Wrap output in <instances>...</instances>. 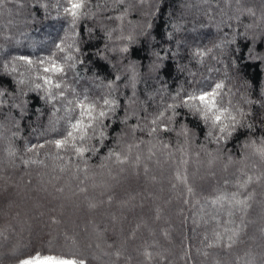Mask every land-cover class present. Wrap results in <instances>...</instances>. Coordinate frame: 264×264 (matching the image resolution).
<instances>
[{
  "label": "trees",
  "instance_id": "16d2710c",
  "mask_svg": "<svg viewBox=\"0 0 264 264\" xmlns=\"http://www.w3.org/2000/svg\"><path fill=\"white\" fill-rule=\"evenodd\" d=\"M105 3L83 0L84 6L73 18L64 11L69 7L67 0H0V54L4 56L0 59V104L15 105L24 99L28 111L18 118V134L9 137L12 158L51 162L48 158L54 156L59 164L99 166L107 153L119 163L126 157L124 150L137 153L144 146L159 148L157 158L172 160L163 162L173 171L171 180L161 172V161H144L140 167L130 164L131 168L142 167L141 173L150 176L156 187L146 189L147 194L158 195V201L151 198L158 208L157 218L162 219L156 220L155 230L161 229L166 241L170 239V245H162L157 235H134L126 230V242L142 245L139 249L146 261L142 264H168L170 260L173 264H264V243L249 237L251 228L264 226V187L260 185L264 180V152L260 151L264 148V0H114L112 10H105ZM109 48L116 50L115 55ZM73 61L81 72L78 80ZM53 63L64 71L44 72ZM11 76L26 79V93L13 84ZM45 78L60 88L45 84ZM101 83L109 90L99 97ZM217 83L223 84L217 106L227 109L222 123L228 131L224 133L211 113L205 115L199 101L190 102L191 106L184 103L189 96L211 92ZM74 84L87 88L73 91ZM158 86L160 90H154ZM104 99L115 102L111 111L105 110ZM129 99L137 103L133 116L126 108ZM80 101L94 104L92 115L97 118L83 139L74 133L75 141L58 148L55 141L64 140L71 125L81 119ZM53 104L58 105L53 111L54 124L43 130L38 126L39 132L29 131L37 124L36 117L38 124L45 120ZM100 111L107 114L99 117ZM229 113L238 123L227 119ZM83 123H89L87 117ZM128 124L135 129L132 139L120 136L127 133ZM178 132L193 133L196 138L189 143ZM249 149L259 157L248 155ZM208 154L235 162L246 156L251 161L246 165L253 169L236 165L238 170L229 168L214 180H204V166L198 161L205 165L211 158ZM0 185L1 199L9 191L1 178ZM63 201L68 199L56 201L57 207L65 209ZM149 206L143 208L153 215ZM115 237L106 234L105 242L114 244ZM115 248L109 255L95 257L86 250L26 243L0 252V264H21L37 256L70 259L75 264H128L127 257ZM171 248L176 253L166 263L152 259L154 251Z\"/></svg>",
  "mask_w": 264,
  "mask_h": 264
},
{
  "label": "rangeland",
  "instance_id": "374dc122",
  "mask_svg": "<svg viewBox=\"0 0 264 264\" xmlns=\"http://www.w3.org/2000/svg\"><path fill=\"white\" fill-rule=\"evenodd\" d=\"M103 1L104 3L106 2L105 10H112L114 8V0ZM97 11H100V9ZM103 23L101 21L102 27L104 26ZM109 52L115 55L116 50L109 48ZM1 55L0 59L4 57ZM75 63L76 61L71 62V66L78 80L81 78V72L76 71ZM3 70L6 71L5 68ZM1 72L3 73V71ZM90 75L93 78L97 77L93 74ZM11 80L22 92H27L28 85L23 84L26 81L24 77L11 76ZM76 82L78 84L80 83L79 81ZM86 85L78 86L74 84L71 88L73 91H81L86 90ZM99 86V97H102V94L108 91L109 88L103 87L102 83ZM157 89L160 90V87H155L154 90ZM19 102L15 105L7 101L0 104V171L4 173V176L0 173V178L3 180L4 185L7 184L9 191L0 199V252L13 251L26 243H45L64 248L86 250L91 255L99 257L100 253H104L105 255L111 254V250L116 247L115 249L119 250L122 256L127 257L128 264H142L146 262L142 257L141 249H139L142 245L126 242L125 240L129 239L125 238L127 236L126 230L133 232L134 235L135 233L138 235L145 233L148 237L157 235L162 239V245H170V239L168 238L169 240L166 241L167 238L165 239L164 234L161 233V229L159 230L157 228L158 231L155 230L161 218H157L156 212L158 208H156L157 206L154 208L153 201L151 204V198L158 201V195L153 192L147 194L146 189L153 188V190H156V187H154L150 176L141 173L143 170L142 167L135 169L131 168L130 165L134 162L133 165L135 167H140L143 166L142 162L144 161H148V164L153 162V164H156V161L159 163L161 161L163 166V162L172 161L170 158L164 159L165 157L163 156L164 158L161 157L159 159L157 158L159 148L154 150L153 148L147 149L145 146L137 151V153L134 150H129L128 152L124 150L126 157L119 163H117V160L111 159L116 158L115 156L107 153L103 156L105 162L99 166H75L74 164L70 165V163L65 165L59 164L54 159V156L48 158L52 160L51 162H45L32 157L12 158L14 155L8 149L10 138L18 134V118L20 119L21 116L28 113L24 99ZM135 105L137 103L130 99L126 104L130 116H133L135 113V110L132 108ZM56 107L58 108L56 104L48 107L49 110L45 116L46 118L44 121H40V124H38L39 120H37V117V122L32 120L37 124L31 126L29 131L35 133L39 132V127L43 130L52 126L55 122L53 111ZM111 109L106 107L105 110L111 111ZM125 129L127 133H122L120 136L122 138L127 136L128 139H132L133 130L135 129L129 124L125 126ZM177 134L179 138H185V141L189 143L196 138L193 133L189 134L185 132L184 134L183 132H178ZM186 134L188 138H186ZM146 144L155 145L157 143L148 141ZM189 147L192 149L193 146ZM247 147H244V149H247ZM246 152L250 156L253 155L254 158L259 157L251 149L246 150ZM203 155L205 156V154ZM210 156L211 154H208L207 157ZM103 157L101 158L102 160ZM132 158H134V161H132ZM242 158L235 162L228 157L224 158L220 155H213L205 165H202L203 162L198 161L200 167L204 166V173L202 172L201 176L204 180H214L215 176L230 171L229 168L238 170L236 165L242 167L245 164L248 167L246 164H250L251 161H248L246 156ZM28 160L30 164L25 165V162ZM60 162L64 163L65 161ZM167 164L172 165L173 163L169 162ZM190 164L192 165V162ZM249 168L251 170L253 169L251 167L245 169ZM161 172L167 180L172 179L173 171L168 166L164 165ZM142 175H145V177ZM27 178L29 180L33 179V182L31 183ZM12 180L15 184L12 183ZM260 183L261 187H264V180H260ZM134 184L140 185L144 189L136 188ZM0 187L3 186L0 185ZM41 190H48L47 192L52 194L50 195L46 192L49 194L47 195ZM33 192L38 195L28 194ZM108 193L110 195L109 197H107ZM64 198L68 199L67 203L63 201L67 204L66 208L62 209L61 207H57L59 204L56 201ZM145 204L152 206L153 215L147 212L146 208H143ZM162 204L161 206H164L163 208L168 209L167 203ZM101 209L107 211L101 213ZM131 209L135 210L133 214H129ZM260 219L258 218L256 222ZM148 223L154 224V227L148 228ZM34 229H37V233L35 234H33ZM263 229L264 226L262 224H257L254 228H251V232L249 233L250 239L264 243ZM123 230L125 232L119 234ZM106 234L116 236L115 238L117 239L114 244L105 242ZM162 252L164 255L161 257L159 255ZM175 253L176 249L172 248L166 251H154L152 259L157 260V262L162 261V263H166V259H169ZM57 259L72 261L65 258ZM168 264H173V260H170Z\"/></svg>",
  "mask_w": 264,
  "mask_h": 264
},
{
  "label": "snow or ice",
  "instance_id": "6c2138e0",
  "mask_svg": "<svg viewBox=\"0 0 264 264\" xmlns=\"http://www.w3.org/2000/svg\"><path fill=\"white\" fill-rule=\"evenodd\" d=\"M69 7L65 8L64 11L71 15L73 18H76L79 15V10L84 6L83 0H67ZM59 48L60 45H57ZM127 49H123V51H126ZM21 59L26 60V62L31 63L30 60L26 57H21ZM43 63V61H41ZM64 71L63 67H58L55 63L51 65L50 68L46 67L44 68V72H53V73H62ZM119 79V77H117ZM45 84L52 85V81L50 78H45ZM55 88H60V84H54L52 85ZM39 87V85L37 86ZM223 87L222 83H217L215 85V88L212 89L211 92H202L200 95H192L187 97V99L184 101L185 104H190L192 101H199L200 105L203 106L205 109V115L207 116L208 113L212 114V118L214 121V124H221L220 131L222 133L228 131V125L223 124L222 121L225 118V113L227 112V109H221L217 106L216 98L218 96V90ZM61 96H63V92L60 93ZM85 100H87V97H85ZM103 104L105 106H108L109 109H111L115 102L109 99H104ZM77 107L81 108V119L76 120L74 124L71 125L72 131H69L67 133V137L64 140H56L55 144L56 146L63 147L64 145L69 143V140L75 141L76 136L74 133H80V139L84 138V135L86 134L87 128L91 127V121L97 117H93L92 113L95 110L94 104H86L84 101H80L77 104ZM173 107L172 105H169V108ZM107 113L104 111H100L98 113L99 117L105 116ZM163 113H161V116ZM87 117L89 123L84 124L83 119ZM227 119L233 121L234 123H238L236 121V117L231 115L230 113L227 115ZM155 123V121H153ZM155 131V129H153ZM228 134H231L230 132ZM83 149H77L78 153H82ZM261 152H264V148L260 149ZM21 264H75V262L72 261H65V260H59L55 257H44L43 259L37 257H33L31 259H26L21 261ZM79 264H83V261H80Z\"/></svg>",
  "mask_w": 264,
  "mask_h": 264
}]
</instances>
